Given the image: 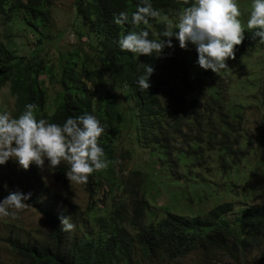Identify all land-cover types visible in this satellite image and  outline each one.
Here are the masks:
<instances>
[{
    "label": "trees",
    "instance_id": "1",
    "mask_svg": "<svg viewBox=\"0 0 264 264\" xmlns=\"http://www.w3.org/2000/svg\"><path fill=\"white\" fill-rule=\"evenodd\" d=\"M151 2L173 22L180 8L187 6L184 0ZM138 3L75 0L68 31L81 45L60 53L56 64L51 62L48 50L55 39L38 40L33 49L18 53L9 35L5 40L0 38V89L10 84L15 97L13 117H18L28 103L38 105V118L58 124L85 113L96 116L105 126L99 145L113 161L106 169L115 171L118 156L130 160L136 149L145 153L154 159L152 165H159L154 171L160 173L165 184L182 191L175 192L179 200L187 199L190 215H177L170 206H164L162 215L151 212L145 189L150 185L148 178L146 186L145 178L132 185L127 180L117 187L112 183V188L121 191L120 198L102 208L96 202L100 182L95 172L86 183L88 209L77 220L83 229L81 236L60 230L61 216L53 213L39 193L31 192L27 203L43 215L48 230L33 241L15 235L0 239L14 255L13 264H134L137 257L149 264H168L196 251H227L235 256L264 248V204H236L222 199L223 193L237 197L234 194L238 191L233 189L245 181L243 177L252 175L242 165L257 150L264 162V74L235 83L232 71L220 75L205 71L197 63L195 46L189 44L188 50H183L175 38L174 48H166L159 58L122 51L118 41L131 25H116L114 17L122 11L131 16ZM239 6L245 15L242 22L246 23L251 5ZM51 7V0H0V20L9 31V24L14 25L24 41L33 36L46 38L53 28ZM147 30L150 38L167 40L160 36L163 20H151ZM262 52L264 44L258 38L254 41L247 31L243 43L235 49L236 61L255 58ZM141 64L154 68L151 87L143 92L136 83L143 73ZM259 64L264 69V59ZM43 76L60 93L52 113L47 110L48 90ZM235 88L254 91V105L261 108L256 136L250 132L245 115L253 101L232 97ZM121 93L125 102L120 101ZM67 170L64 164L56 168V179H63ZM178 172L180 178L176 177ZM136 176H140L139 171ZM197 184L207 188L205 194L194 193ZM216 189L221 192L219 198H211L210 190ZM3 196L0 190V198ZM201 198L205 201L199 203Z\"/></svg>",
    "mask_w": 264,
    "mask_h": 264
},
{
    "label": "clouds",
    "instance_id": "2",
    "mask_svg": "<svg viewBox=\"0 0 264 264\" xmlns=\"http://www.w3.org/2000/svg\"><path fill=\"white\" fill-rule=\"evenodd\" d=\"M184 4L187 6L180 8L175 22L162 16L151 0H139L131 16L128 12H120L114 17L115 24L131 25L129 32L121 34L118 41L121 50L133 56L155 54L159 58L166 48H174L172 39L175 38L183 50H188L189 44L195 46L201 69L220 75L222 71H231L227 61L236 59L235 49L243 43L247 31H251L254 41L258 38V42L264 44V0H252L246 23L240 19L238 0H184ZM151 20H163L164 30L160 36L167 40L150 38L147 29ZM141 65L143 73L136 83L143 92L151 87L149 81L154 68ZM37 112L38 105L28 103L18 117L10 112L0 113V166L12 160L25 171L35 165L43 172L46 161L49 171L64 164L68 167L66 178L72 187L88 183L93 173L113 163L99 145L105 126L96 116L85 113L58 124L38 118ZM30 199L31 193L10 192L0 200V216L15 218L31 207L27 203ZM71 217H60V230L75 229Z\"/></svg>",
    "mask_w": 264,
    "mask_h": 264
},
{
    "label": "rangeland",
    "instance_id": "3",
    "mask_svg": "<svg viewBox=\"0 0 264 264\" xmlns=\"http://www.w3.org/2000/svg\"><path fill=\"white\" fill-rule=\"evenodd\" d=\"M51 14H52V32L51 34H45L46 38H40L33 36L29 41H24L23 38L18 36L17 30L14 25L9 24L7 26L2 24L0 20V38L6 39V36H10L17 46L18 53H26L27 49H33L38 40L46 41L48 39H55L48 47L49 53L51 54V62L56 64L59 60V55L62 52H68L74 47H79L81 43L76 38L74 33L69 30L70 23L73 20L74 14V2L75 0H51ZM252 0H238V4H241L243 8H246L247 4L251 5ZM245 17V15H243ZM241 15L240 19H243ZM247 20V19H246ZM43 31V29H39ZM44 34V33H43ZM40 35V33L38 34ZM40 38V39H39ZM264 52L257 55L255 58L241 59L239 61L229 59L227 61L229 68L235 73V83L247 81L250 78H256L258 75L264 74L263 62ZM45 81L48 90V106L47 110L52 113L56 104L58 103L59 89L50 83L49 78L44 76L41 78ZM251 83V82H249ZM6 89V91H4ZM259 91H257L258 94ZM256 94V95H257ZM235 95L236 98H251L254 95V91H242L241 88H235L231 92V96ZM229 95V97H231ZM120 101L125 102L124 96L121 93L119 95ZM249 103L250 108L247 109L246 120L249 122V130L253 135H257L258 123L260 122V106ZM15 105V97L11 93L10 84L3 86L0 89V113L10 112L13 116ZM260 109V110H259ZM256 138H254V143ZM257 140V139H256ZM257 144V143H256ZM133 146V145H132ZM134 147V146H133ZM135 148V147H134ZM136 149V148H135ZM118 166L114 172H110L107 169L101 170L98 173L100 186L98 188V194L96 202L103 207L107 203L113 200L119 199L121 191L112 188V183H115L116 187L119 186L123 180H127L129 185L134 184L136 181L143 180L145 178V186L147 184V178L149 181V188H144L148 192L147 198L150 202L151 212L162 215L165 213L164 206H170V211L178 214L190 215V211L187 206V199L182 198L179 200L176 192L182 193L177 186L167 185L160 173H156L154 169L158 168L159 165H152L154 159L147 158L145 153L136 149L135 155L130 159L126 160L118 156ZM150 160V162H149ZM41 171L35 165H32L28 171L23 170L19 165L9 160L6 165L0 166V190L7 197L10 192L17 190L22 191L25 194L36 193L40 194L44 201L48 202L51 206V210L57 216H72L71 222L75 224V229L72 231L75 235H82L83 229H80L78 223L79 215L87 211L90 199L89 194L86 191V184L73 185L71 187L70 182L66 178L57 180L56 169L52 171L47 170ZM63 165V164H62ZM61 165V166H62ZM243 169L248 174H252L249 177H243L245 181L249 183V189H246L245 181H241L238 186L233 189L235 191V198L227 197L222 194L223 202H234L236 204L251 203L254 205L264 204V162L260 160V151L257 150L255 156H251L248 163H243ZM240 168V167H239ZM140 172V176H136V172ZM137 177V178H136ZM176 177L180 178L179 172L176 173ZM113 180V181H111ZM40 182L45 184V187H41ZM46 189V190H45ZM194 193L197 195L205 194L206 187L201 184L193 187ZM113 193L109 194V191ZM176 191V192H175ZM205 192V193H203ZM232 192V193H233ZM219 192L217 189L210 190L209 195L211 198H219ZM210 198V197H209ZM204 198L199 199V203L204 202ZM75 201V203H74ZM203 209H207V206L199 204ZM31 206V205H30ZM196 207L191 208L193 211ZM45 218L40 214L34 207L21 211L15 218L13 217H2L0 216V239H6L11 235L20 237L23 240H36L42 238L47 230L48 226L45 224ZM264 248H255L248 253L235 254L232 256L227 251L211 250L196 251L180 261L168 263V264H264ZM14 255L10 253L8 245L4 241H0V264H13ZM134 264H149L144 261L141 257L135 259ZM154 264H165V263H154Z\"/></svg>",
    "mask_w": 264,
    "mask_h": 264
}]
</instances>
